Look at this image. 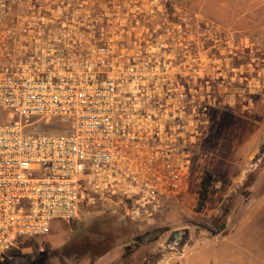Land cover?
<instances>
[{"label":"built area","instance_id":"2783aa9c","mask_svg":"<svg viewBox=\"0 0 264 264\" xmlns=\"http://www.w3.org/2000/svg\"><path fill=\"white\" fill-rule=\"evenodd\" d=\"M247 48L185 0H0V254L81 206L143 221L186 194Z\"/></svg>","mask_w":264,"mask_h":264},{"label":"rangeland","instance_id":"374dc122","mask_svg":"<svg viewBox=\"0 0 264 264\" xmlns=\"http://www.w3.org/2000/svg\"><path fill=\"white\" fill-rule=\"evenodd\" d=\"M185 1L237 37L245 35L248 43L247 100L240 103L234 96L231 109L217 114L210 135L195 156L188 192L166 201L160 213L143 221L120 220L81 206L76 220L56 222L48 235L23 240L14 250L0 254V264H89L103 256L107 245L93 232L110 236L113 244L132 241L126 259L117 264H176L177 258L192 251L193 244L220 239L247 217L251 219L248 244H258L264 254V42L253 31L241 33L226 25L212 3L219 0ZM261 1L255 20L258 26L264 25ZM10 120L0 109V124ZM60 130L55 123L39 122L25 132L50 134ZM154 228L162 229L158 237L145 235ZM173 238L177 245L169 248Z\"/></svg>","mask_w":264,"mask_h":264},{"label":"crops","instance_id":"0c3cea01","mask_svg":"<svg viewBox=\"0 0 264 264\" xmlns=\"http://www.w3.org/2000/svg\"><path fill=\"white\" fill-rule=\"evenodd\" d=\"M212 3L215 10L223 16L220 19L231 29L241 33L253 31L264 42V25L258 26L259 24L255 22L257 11L262 5L261 0H219ZM250 222V217H247L246 220L239 221V224L233 226L220 239L215 237L206 240L203 244H193L192 251L182 258H177L176 264H264V254L260 249L262 247L258 244L256 246L248 244L250 239L246 238L248 228L251 226ZM121 247L123 244H117V249H122ZM116 256L114 251H110L94 262L89 261V264H97L99 261H108L105 264H111ZM166 263L168 262H164Z\"/></svg>","mask_w":264,"mask_h":264},{"label":"trees","instance_id":"16d2710c","mask_svg":"<svg viewBox=\"0 0 264 264\" xmlns=\"http://www.w3.org/2000/svg\"><path fill=\"white\" fill-rule=\"evenodd\" d=\"M87 209V208H84ZM84 213L88 212L87 210H83ZM85 214H82V216H84ZM105 215V214H104ZM162 232L161 228H154L153 230H150L148 232L145 233V235L147 236H155L158 237ZM93 235H96L98 238H104V244H107L106 247L102 250L103 254L108 253L110 251H114L115 254L118 256L117 259L115 258L114 262H112L111 264H117V262H122L126 259V251L129 248V246H131V240L127 241V242H121L118 244H123V247H121L122 249H117V244H113V240L111 239L110 236H105L104 234H101V232H93ZM138 239L134 238L133 240L136 241Z\"/></svg>","mask_w":264,"mask_h":264}]
</instances>
